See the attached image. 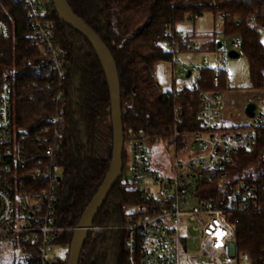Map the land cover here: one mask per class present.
Segmentation results:
<instances>
[{"label": "trees", "instance_id": "obj_1", "mask_svg": "<svg viewBox=\"0 0 264 264\" xmlns=\"http://www.w3.org/2000/svg\"><path fill=\"white\" fill-rule=\"evenodd\" d=\"M45 2V1H44ZM72 12L103 42L111 53L118 71L121 91V112L124 139L129 133L144 135L147 143L164 142L173 130V113L178 105L192 106L186 113L183 129L197 123L198 93H221L228 89L225 72L201 68L194 89L161 92L151 75L159 62H170L177 53L187 52L186 45L194 35L181 36L175 27L186 18L195 20L205 13L225 14L223 38L239 42L237 52L249 66V90L264 92V48L260 33L250 20L264 25V0H66ZM46 19L55 31L56 45L67 53L62 78H50L52 88L41 75L43 58L31 37L26 12L21 0H0V18L8 25L11 36L0 41V71L16 78L13 126L32 133L42 127L53 129L50 118H57L60 145L58 157L62 168L59 197L54 219L65 229L56 244L67 247V256L74 229L105 179L111 162L112 127L110 98L104 73L88 42L56 15L52 3L45 2ZM180 35L181 37H178ZM200 46L215 53L218 43L211 36ZM180 45L178 52H169L166 43ZM36 65L40 76L35 73ZM38 80L39 88L32 87ZM30 83V88L26 87ZM26 88V94L22 89ZM62 100L57 101V96ZM33 96V100L29 96ZM264 115V110H263ZM246 127L235 130H246ZM260 138L251 150L240 151L232 158L229 180L211 188L214 200L228 188L241 182L264 181V119L255 128ZM27 145L34 147L29 142ZM36 147V146H35ZM37 149V147H36ZM123 172L126 155L123 152ZM14 170H21L15 166ZM25 187L39 183L28 174ZM45 183V182H43ZM141 202L123 178L110 192L94 220L93 227H108L88 235L80 264H128L124 242L127 232L111 227L129 221L128 210ZM236 244L251 259L264 257V209L237 216Z\"/></svg>", "mask_w": 264, "mask_h": 264}, {"label": "built area", "instance_id": "obj_2", "mask_svg": "<svg viewBox=\"0 0 264 264\" xmlns=\"http://www.w3.org/2000/svg\"><path fill=\"white\" fill-rule=\"evenodd\" d=\"M21 3L31 37L43 58L41 75L46 77V86L52 88L50 78L60 79L64 75L67 53L56 45L55 31L45 17V2ZM216 18L222 25L225 14L218 13ZM249 24L257 31L264 28L254 19ZM10 36L8 25L0 18V41ZM232 46L237 51L240 45L234 41ZM165 48L178 52L180 45L171 42ZM186 49L196 52L197 43L189 40ZM201 62L207 66L212 61L203 57ZM34 71L39 77L37 65ZM17 76L0 71V253L8 249L13 254L0 264H63L65 259L57 252L62 245L56 244V239L65 229L57 226L54 219L62 178L56 130L59 124L57 118H50L52 130L42 127L27 133L15 129V100L21 99L17 94ZM39 83L34 80L32 87L39 88ZM30 86L26 83L27 88ZM193 89L197 91L198 87ZM22 92L26 94V88ZM62 95L57 96V101L62 100ZM198 98L199 121L190 124L189 129L182 127L192 106L178 105L174 109V127L170 138L164 141L173 152L169 173L151 167L142 133H129L124 139L127 179L124 172L123 178L141 202L128 211V223L111 228L127 232L124 249L128 264H183L192 256L187 252L190 232L197 233L199 238V250L192 257H208L212 264H264V257L255 261L241 252L235 238L237 216L264 209V181L241 182L219 198H211V188L229 180L232 158L240 151L251 150L260 138L255 128L264 115L257 113L256 106V121L247 118L249 122L244 127L249 129L235 130L224 125L226 106L219 93L200 91ZM258 100L264 104V98ZM29 142L34 147L27 145ZM15 166L21 170H14ZM27 174L39 183L25 187L22 179ZM106 228L92 227L89 234L96 235Z\"/></svg>", "mask_w": 264, "mask_h": 264}, {"label": "rangeland", "instance_id": "obj_3", "mask_svg": "<svg viewBox=\"0 0 264 264\" xmlns=\"http://www.w3.org/2000/svg\"><path fill=\"white\" fill-rule=\"evenodd\" d=\"M45 2L51 3V0H43ZM176 32L181 36H186L193 34V41L197 43L196 52H179L170 62H159L154 67V81L161 92L172 91L174 88L177 91L183 89H192L197 82L199 77V71L201 68H213L217 70H223L225 72L226 81L228 84V89L219 93L221 100L225 106L231 109V112H235V119L238 123L230 122L227 125L233 129L245 126L246 122H249L244 114V109H241L245 104L255 103L257 106V113H263L264 104L258 102V98H264L262 95L264 92L252 93L249 90V66L247 59L240 54L237 59H230L228 57V52L233 50L232 40L224 39L222 34V25L213 13H205L201 17L192 20L186 18L184 22L178 24L175 27ZM260 41L264 48V28L259 30ZM208 36L212 39L217 40V42H223L224 47L217 49L215 53L209 52L208 48L205 50H200V46L207 41ZM207 57L212 62L209 65L204 66L202 64V58ZM188 73L190 76L187 77ZM262 93V94H260ZM258 95L259 97L253 98V96ZM246 100H253L248 101ZM245 104L243 105V103ZM245 105V106H246ZM244 106V108H245ZM236 108L238 112L242 115L240 117L236 116ZM244 120V123H241ZM251 122H255L254 119H249ZM240 123V124H239ZM146 147L149 154V163L151 167L160 171L163 174H167L170 171L171 161L173 158V152L166 142L159 143H146ZM124 178L127 179V172L124 171ZM131 210V209H129ZM128 210V211H129ZM199 250V238L198 234L194 232L189 233L188 238V249L189 255L195 256ZM61 258L66 259L67 247L62 246L58 251ZM11 255L8 249H4L0 253V262H5L11 259ZM187 257L183 264H212L210 259L205 256L199 257Z\"/></svg>", "mask_w": 264, "mask_h": 264}, {"label": "water", "instance_id": "obj_4", "mask_svg": "<svg viewBox=\"0 0 264 264\" xmlns=\"http://www.w3.org/2000/svg\"><path fill=\"white\" fill-rule=\"evenodd\" d=\"M52 6L58 18L68 27L84 38L92 47L101 69L104 73L110 98V119L112 127V154L109 171L98 188L96 194L85 209L78 226L75 228L68 252L66 264H80L84 244L88 238L89 230L93 227L94 220L102 205L107 200L110 192L120 181L123 173V146L124 134L121 112V91L115 61L100 38L71 10L66 0H51ZM218 49L222 47L218 43ZM230 59H237L240 54L231 50L228 52ZM190 76L188 73L187 77ZM256 104L249 103L244 109L248 119L255 117Z\"/></svg>", "mask_w": 264, "mask_h": 264}, {"label": "crops", "instance_id": "obj_5", "mask_svg": "<svg viewBox=\"0 0 264 264\" xmlns=\"http://www.w3.org/2000/svg\"><path fill=\"white\" fill-rule=\"evenodd\" d=\"M252 93H259L260 91H251ZM260 94H262V93H260ZM262 95H264V93L262 94ZM257 97H259L258 95H256V96H253V98L252 99H254V98H257ZM260 98V97H259ZM255 100V99H254ZM247 102L246 103H248V101H253V100H246ZM256 101V100H255ZM255 101H253V102H255ZM245 104V102L243 103V105ZM246 105V104H245ZM244 105V106H245ZM244 106L243 107H241V109H245L244 108ZM246 107V106H245ZM236 116L237 117H240L238 114H240L239 112V110H237V108H236ZM239 111V112H238ZM241 115V114H240ZM242 116V115H241ZM236 117H235V112H231V109L230 108H228V106H226V110H225V113H224V125L225 126H228L227 124L228 123H230V122H232L233 123V125H234V123H238V121L235 119ZM241 123H244V120L241 122ZM240 124V123H239Z\"/></svg>", "mask_w": 264, "mask_h": 264}]
</instances>
